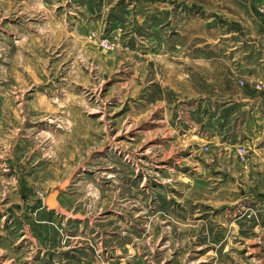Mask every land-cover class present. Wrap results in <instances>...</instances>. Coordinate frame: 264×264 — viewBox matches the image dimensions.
<instances>
[{
	"label": "rangeland",
	"instance_id": "374dc122",
	"mask_svg": "<svg viewBox=\"0 0 264 264\" xmlns=\"http://www.w3.org/2000/svg\"><path fill=\"white\" fill-rule=\"evenodd\" d=\"M257 116L264 0H0V264H264Z\"/></svg>",
	"mask_w": 264,
	"mask_h": 264
},
{
	"label": "crops",
	"instance_id": "0c3cea01",
	"mask_svg": "<svg viewBox=\"0 0 264 264\" xmlns=\"http://www.w3.org/2000/svg\"><path fill=\"white\" fill-rule=\"evenodd\" d=\"M252 113L254 114L256 112L253 110ZM248 125L249 126H252L254 128V131L251 134L261 133V127H264V117L263 118L262 117L261 118L260 117L258 118V116H257L255 119L246 122L243 125L244 129H246V127H248Z\"/></svg>",
	"mask_w": 264,
	"mask_h": 264
},
{
	"label": "water",
	"instance_id": "95a60500",
	"mask_svg": "<svg viewBox=\"0 0 264 264\" xmlns=\"http://www.w3.org/2000/svg\"><path fill=\"white\" fill-rule=\"evenodd\" d=\"M55 197H56V193L52 194L49 199H48V204L50 205V207H54L55 206Z\"/></svg>",
	"mask_w": 264,
	"mask_h": 264
}]
</instances>
